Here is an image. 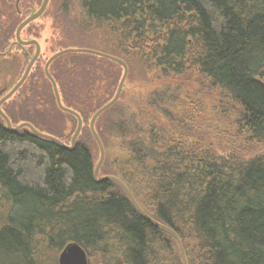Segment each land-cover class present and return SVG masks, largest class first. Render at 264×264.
<instances>
[{
    "label": "trees",
    "instance_id": "trees-1",
    "mask_svg": "<svg viewBox=\"0 0 264 264\" xmlns=\"http://www.w3.org/2000/svg\"><path fill=\"white\" fill-rule=\"evenodd\" d=\"M80 6L90 40H101L94 31L107 35L105 51L128 66L139 62L159 82L144 104L115 103L97 118L106 151L99 176L120 177L151 216L173 228L189 264H264V0H80ZM20 13L19 5L7 15L9 35ZM63 56L50 71L63 103L83 118L74 149L0 121V204H10L2 212L0 264H59L73 241L86 249L88 264H184L177 239L149 222L117 181L94 178L99 145L90 119L102 105L93 106L83 88L99 80L96 58L120 63L90 55L80 63L85 70L62 73ZM188 82L203 89L193 93ZM202 95L223 127L211 131ZM53 98L44 116L31 96L22 120L67 142L47 117L64 112L78 119Z\"/></svg>",
    "mask_w": 264,
    "mask_h": 264
},
{
    "label": "rangeland",
    "instance_id": "rangeland-1",
    "mask_svg": "<svg viewBox=\"0 0 264 264\" xmlns=\"http://www.w3.org/2000/svg\"><path fill=\"white\" fill-rule=\"evenodd\" d=\"M43 0H23L21 4V11L18 21L26 18L32 12L38 9ZM17 0H0V39L3 40V48L0 50V89H5V92L0 94V98L3 94L9 91L17 81L22 77L27 64L35 52V46L23 45L16 41L15 33L9 35L6 32L7 15L16 6ZM30 6V8L28 7ZM14 7V8H13ZM82 8L80 6V0H50L45 12L30 24L24 27L22 30L23 39L36 38L41 44V57L39 59L40 67L43 71H38V66L35 65L32 69V74L26 78L19 89L11 95L2 104L4 111L12 115L13 124H18L24 120L27 114L28 107L31 110V96H34V106L39 110L42 115H48L49 109L52 106L51 100L55 97L53 86L50 80L47 79V75L44 70L46 60L56 51L64 47H83L94 48L97 50L105 51L109 50L103 41H107V35H100L98 31H94L92 36L100 37L101 40H90V24L89 21L81 14ZM70 26V32L63 31L64 26ZM66 33V34H65ZM63 34L66 35V39L62 41ZM68 34V36H67ZM108 52V51H105ZM29 54V55H28ZM64 56L60 60V68L58 71L62 73H70L72 68L81 69L83 67L82 60L96 55L89 52H68L63 54ZM92 55V56H90ZM99 56V55H97ZM97 72L99 74V80L96 83L88 84L83 90L86 94L90 95V101L93 106L103 105L112 97L119 85L121 77L123 75L124 68L121 64H108V61H102L100 58H96ZM81 63V64H80ZM87 67V66H86ZM112 74V79L109 75ZM109 83V86H108ZM159 82L153 71H146L139 62H134L131 66H128V75L124 82V86L120 95V98L115 102L116 109L125 107H135L144 104L150 92L156 89ZM190 85V83L188 82ZM59 85V84H58ZM200 84L196 82L190 85L191 92H197ZM199 89H203L200 87ZM33 90V92H31ZM61 92V91H60ZM206 110L203 114L209 119V126L211 131H215L217 128L224 126V120L218 117V113L214 110V104L209 97L201 100ZM114 103V104H115ZM198 108L202 109L200 105ZM29 110V109H28ZM54 110L58 111L57 106ZM217 118V119H216ZM215 119V120H213ZM47 120L54 126L56 131L60 135L64 136L67 142H70L72 135L76 129L77 124L70 115L66 113H60L56 116L47 117ZM213 120V121H211ZM0 121L4 124L5 119L0 114ZM7 124V123H6ZM221 143H225V136L221 134ZM71 143V142H70ZM95 157L99 161L100 151L99 147L94 143ZM10 204L8 202L0 204V226L4 222L3 211L6 213L10 210ZM4 212V213H5ZM52 253V251H50ZM51 260V259H50Z\"/></svg>",
    "mask_w": 264,
    "mask_h": 264
},
{
    "label": "water",
    "instance_id": "water-1",
    "mask_svg": "<svg viewBox=\"0 0 264 264\" xmlns=\"http://www.w3.org/2000/svg\"><path fill=\"white\" fill-rule=\"evenodd\" d=\"M50 0H43L42 3L40 4V6L38 7L37 10H35L34 12H32L30 15H28L26 18H24L19 25L16 28V32H15V36H16V41L23 44V45H35V52L34 54L31 56L27 67L22 75V77L17 81V83L9 90L7 91L5 94L2 95V97L0 98V114L2 115V117L5 119L6 121V125L7 128L13 131L18 130L19 128L23 127V126H27L29 127L34 133L41 135L43 137L46 138H50L52 140L57 141L58 143H60L62 146L66 147L67 149H74L75 144H76V140L82 130L83 127V118L81 116V114L74 108L67 106L63 103L62 101V96H61V92H60V88L58 85V82L56 81L54 75L51 73L50 71V65L51 63L58 58L59 56L68 53V52H89L91 54H96L99 56H103L106 58H109L113 61H116L118 63H120L123 68V75L121 77V80L119 82L118 88L114 94V96L107 101L105 104H103L101 107H99L95 113L92 115L91 119H90V128L91 131L99 145L100 148V158L99 161L97 162L95 169H94V178L96 181L100 182V181H104L107 179H113L115 181H117L125 190V192L127 193V195L129 196V198L131 199V201L133 202V204L135 205V207L138 209V211L152 224H154L155 226L171 233L176 239L177 242L179 244V248H180V252H181V256H182V260L184 264H189L185 249H184V245L182 242V239L180 237V235L171 227H169L168 225L158 221L157 219H155L153 216H151L138 202V200L136 199V197L134 196L133 192L131 191V189L128 187V185L118 176L114 175V174H107V175H103V176H99V170L100 167L105 159V155H106V151H105V146L104 143L96 129V121L97 118L99 117V115L108 107H110L111 105H113L119 98L124 86V82L127 78L128 75V64L127 62L114 54L105 52V51H101V50H97L94 48H77V47H65L62 49H59L58 51H56L55 53H53L46 61L45 66H44V70L45 73L47 75V77L49 78V80L52 83L53 86V91L55 94V98H56V102L59 106L60 109H62L63 111L69 112L73 115H75L78 119V123L76 126V129L72 135V139H71V143H67L65 142L63 139H61L60 137L50 134V133H46L43 132L41 130H39L37 127H35L30 121H22L18 124H13L11 118L8 116V114L4 111V109L2 108V104L5 100H7L11 95H13L18 89L19 87L23 84V82L26 80L27 76L29 75L31 68L33 67L34 63L37 61V59L39 58L40 54H41V44L39 42L38 39L36 38H32V39H23L22 38V30L24 29V27L26 25H28L30 22L34 21L35 19L39 18L46 10L48 3ZM5 89H1L0 90V94L4 93ZM58 262L59 264H88L89 263V259H88V253L86 251V249L79 243L76 241L70 242L68 243L60 252L59 256H58Z\"/></svg>",
    "mask_w": 264,
    "mask_h": 264
},
{
    "label": "flooded vegetation",
    "instance_id": "flooded-vegetation-1",
    "mask_svg": "<svg viewBox=\"0 0 264 264\" xmlns=\"http://www.w3.org/2000/svg\"><path fill=\"white\" fill-rule=\"evenodd\" d=\"M20 1H21V0H17V3H16V4L18 5V7H19V4H20ZM27 77H28V76H27ZM0 90H1V89H0Z\"/></svg>",
    "mask_w": 264,
    "mask_h": 264
},
{
    "label": "bare ground",
    "instance_id": "bare-ground-1",
    "mask_svg": "<svg viewBox=\"0 0 264 264\" xmlns=\"http://www.w3.org/2000/svg\"><path fill=\"white\" fill-rule=\"evenodd\" d=\"M51 82V81H50Z\"/></svg>",
    "mask_w": 264,
    "mask_h": 264
}]
</instances>
